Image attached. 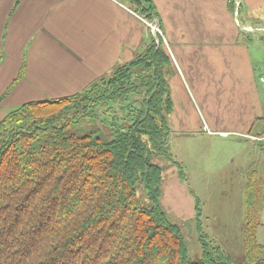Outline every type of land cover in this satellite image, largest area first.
<instances>
[{"label": "trees", "instance_id": "trees-1", "mask_svg": "<svg viewBox=\"0 0 264 264\" xmlns=\"http://www.w3.org/2000/svg\"><path fill=\"white\" fill-rule=\"evenodd\" d=\"M127 2L158 21L153 0ZM228 4L234 12L235 1ZM155 36L158 42L151 38L84 90L27 101L0 118V264H264L257 177L245 185L240 263L205 237L199 220L201 255L189 258L179 226L159 205L163 168L154 159L171 157L172 104L163 74L168 56ZM25 68L22 62L0 102ZM98 104L109 106L95 113ZM82 118L108 127L109 136L98 127L72 132ZM138 184L149 206L140 204Z\"/></svg>", "mask_w": 264, "mask_h": 264}, {"label": "crops", "instance_id": "crops-1", "mask_svg": "<svg viewBox=\"0 0 264 264\" xmlns=\"http://www.w3.org/2000/svg\"><path fill=\"white\" fill-rule=\"evenodd\" d=\"M153 4L163 48L179 71L173 86L181 91L175 98L168 89L172 106L166 115L167 145L170 154L179 157L180 166L173 165L171 178L162 182L169 200L176 203L170 202L167 208L176 205L183 218L188 205L194 227L199 220L212 244L232 256L237 249L243 253L249 178L257 177L264 193V149L243 137L264 131V85L260 80L264 76L260 36L264 33L242 31L237 21L264 25V0H239L237 15L228 0H153ZM151 38L155 37L150 28L127 0H0V94L16 77L22 62L26 66L0 108L32 98L36 94L32 86L57 96L80 92L131 61ZM32 100L37 99L27 101ZM3 115L0 112V118ZM172 132L179 138L178 146ZM216 151L223 153V166L216 160ZM218 178L229 185L224 193L234 195L236 190L240 207L237 228L233 212L227 220L206 204ZM164 199L161 194L159 202ZM161 205L165 211L166 206ZM262 216L264 207L256 232L259 243L264 241Z\"/></svg>", "mask_w": 264, "mask_h": 264}, {"label": "rangeland", "instance_id": "rangeland-1", "mask_svg": "<svg viewBox=\"0 0 264 264\" xmlns=\"http://www.w3.org/2000/svg\"><path fill=\"white\" fill-rule=\"evenodd\" d=\"M160 39H161V37H160ZM163 43H164V41L161 39V47H163ZM263 55H264V53H262V56ZM261 64L264 66V63H261ZM261 68L263 69V67H261ZM177 71H178V69L174 68L173 64L170 63L169 60H167L166 63L163 64V74H164L165 81L167 83V87H168V89L170 87V90L172 93H174L173 95L175 96V98L181 94L179 87L173 86V80L177 77ZM262 72H264V71L262 70ZM19 81L16 82L12 86L11 91H13L15 89V87L19 84ZM7 87L8 86H6L2 90V92ZM32 87H33L34 91L36 92V94L32 98L28 97L27 99H22L18 104H14L12 106L4 105L5 107L0 108V112H2V114L3 113L6 114L10 110L20 106L22 103H24L30 99L42 100V99H50V98L58 97L57 95H54V93H51L44 88H40L37 86H32ZM11 91H10V93H11ZM177 92H179L180 94H176ZM9 94H7V96L5 98H3V100L0 102V104L5 103L4 101L8 97ZM170 99H171V95H170ZM106 105H108V104H106ZM105 106L98 104V106L96 107L94 112L97 113L96 112L97 110L100 112L104 111ZM94 127L100 128L99 134L101 136H104V137L109 136L108 127L103 126L102 124H100L96 121L90 120V118H82L81 120H79L77 123H75L71 127V131L77 132V133H86L91 128H94ZM171 138L174 139L176 144L179 142V138H177L174 135V132H172ZM177 146H178V144H177ZM177 158H179V157H177ZM177 158L175 156L171 155V157L169 159L165 158V157H156L154 159V162L158 163L159 165H161V166L166 165L167 166L165 168L162 166L163 171H162V179H161L160 188H161L162 197H165V199L162 200L161 203L159 202V205L162 209H163V207L161 204H164L166 206V209L165 208L164 209H165V213L167 215V218L171 222L176 223L179 226V228H180V230L184 236L185 242H186L187 254H188L189 258L197 259L201 255V247H200V244L198 241V232L195 229L197 227H194V219L192 216V214H193L192 210L188 205H185V210L183 212L184 217L181 218L180 214L177 212L178 207H176V205L174 206V208H172V207L171 208L169 207V209L167 208V205H169L170 202L174 203V204H176V203H175V201L169 200L170 194H166L163 190V184H162L163 179H165V178L170 179L171 178L172 171H173L172 166L175 164L177 165L176 168L178 166H180V163H179ZM216 160H218L221 165L223 164L224 160H223L222 151H216ZM222 171H223V169H222ZM217 180L218 181L215 184L213 195H210V199L206 204H209V206H211V209L215 212L216 215H222L224 218H227V220L230 218V215L233 212V225H234V228L235 227L237 228L240 226V220H239L240 207H239V202H238V199L236 196V190L234 191V195L232 193H228V192L224 193L225 189H226V191H228L229 185L224 184L222 182V180H223L222 178H218ZM193 191H194L193 194H195L196 190L193 189ZM137 197H138L140 204H142L143 206H149L150 205V202H149L147 196L145 195L143 187L139 184L137 185ZM263 217L264 216H262V218ZM261 227H264V220L263 219L261 220ZM211 228L214 230H216L217 228L222 229V227H217V228L211 227ZM226 228H227V230H229L233 227H226ZM201 230L203 232L206 231V229L204 227H201ZM260 243L264 246V241L260 240ZM223 250L227 251V249H223ZM235 252H238V253H235ZM233 254H234L233 257L236 261H238L239 263L243 262V260H244L243 254L241 252L239 253V249H237V251H234Z\"/></svg>", "mask_w": 264, "mask_h": 264}, {"label": "built area", "instance_id": "built-area-1", "mask_svg": "<svg viewBox=\"0 0 264 264\" xmlns=\"http://www.w3.org/2000/svg\"><path fill=\"white\" fill-rule=\"evenodd\" d=\"M239 6V0H235V11L234 14L237 15V7ZM147 24V26L150 28V31L153 33L161 34V30L158 27V21L157 19H152L151 21H146L142 16H140ZM237 26L245 32L248 33H263L264 32V25H244L237 21ZM156 41L158 42L157 37L155 36ZM261 82L264 85V76L260 77ZM243 137L252 142V143H258L261 145V147L264 149V131L261 133H246L243 134Z\"/></svg>", "mask_w": 264, "mask_h": 264}, {"label": "water", "instance_id": "water-1", "mask_svg": "<svg viewBox=\"0 0 264 264\" xmlns=\"http://www.w3.org/2000/svg\"><path fill=\"white\" fill-rule=\"evenodd\" d=\"M153 35L155 36V33L153 32Z\"/></svg>", "mask_w": 264, "mask_h": 264}, {"label": "bare ground", "instance_id": "bare-ground-1", "mask_svg": "<svg viewBox=\"0 0 264 264\" xmlns=\"http://www.w3.org/2000/svg\"><path fill=\"white\" fill-rule=\"evenodd\" d=\"M155 37V36H154Z\"/></svg>", "mask_w": 264, "mask_h": 264}]
</instances>
